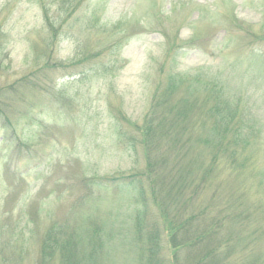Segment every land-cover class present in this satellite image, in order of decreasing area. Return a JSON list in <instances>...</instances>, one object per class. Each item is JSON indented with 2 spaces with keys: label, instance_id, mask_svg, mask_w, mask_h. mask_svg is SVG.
Instances as JSON below:
<instances>
[{
  "label": "rangeland",
  "instance_id": "obj_1",
  "mask_svg": "<svg viewBox=\"0 0 264 264\" xmlns=\"http://www.w3.org/2000/svg\"><path fill=\"white\" fill-rule=\"evenodd\" d=\"M55 2L0 0L6 54L0 58V90L35 70V47L42 48L47 35L42 5L54 16ZM57 40L56 59L72 69L48 70L50 86L35 92L40 106L12 100L7 115L13 125L0 128V264H39L49 229L77 242L78 264H173L166 218L150 200L137 198L140 188L115 193L95 184L145 170L140 144L119 146L117 120L123 115L130 126L141 123L154 90L171 73L200 78L184 81L179 91L203 94L217 86L234 97L244 107L249 130L258 132L250 145L256 154L249 150L255 162L242 174L249 199L239 210H251L248 219L236 221L227 234V221L218 213L225 215L227 203V183L215 179L219 167L202 198L219 196L209 216L220 221L221 255L231 250L226 264H264V0H82ZM19 112L24 116L14 123ZM189 122L206 123L196 117ZM208 133L195 129L186 146L190 157L200 155L202 168L210 155L198 140ZM19 142L29 146L28 155L17 154ZM143 190L148 196L147 186ZM171 209L169 220L176 214ZM194 250L182 249L175 264H187ZM59 258L49 264H60Z\"/></svg>",
  "mask_w": 264,
  "mask_h": 264
},
{
  "label": "trees",
  "instance_id": "obj_2",
  "mask_svg": "<svg viewBox=\"0 0 264 264\" xmlns=\"http://www.w3.org/2000/svg\"><path fill=\"white\" fill-rule=\"evenodd\" d=\"M81 1L56 0L57 9L54 16L49 15V8L42 5L43 22L47 29L45 32L47 35L42 40L44 45L42 48L35 47L33 73L0 90V103L4 99L2 96L8 98L3 100V107L0 106V128L9 129L13 125L7 115L12 111V100L23 102L33 108L40 106L41 102L38 98L36 99L35 92L37 90H39L37 93L41 92L45 83L50 86L51 81L46 76L48 70L65 72L72 69V64L68 65L56 59V45L59 42L58 37L63 35L67 19ZM124 34V32L121 33L119 40ZM5 55L0 42V58ZM184 81L192 84L199 82L200 78L197 75L181 76L173 73L167 75L165 82L159 83L154 90L141 123H132L130 126L125 116L118 117L116 134L119 138L122 137L118 141L119 146L134 148L140 144L142 147L146 168L141 175L105 178L95 184L100 189H110L115 193L121 192L126 186L132 189L140 188L137 198L142 202L150 200L149 202L157 209V213L161 212L162 218H166L163 222L165 223L164 231L166 228L167 243L173 251V264L176 262L177 254L186 248L198 249L192 252L187 264H226L231 250L221 255V244L219 245L220 241L216 238L220 230V221L209 216L219 196L215 194L212 201L202 197L207 191L210 176L214 169L219 167L220 177L215 179L218 182L227 183V199H225L227 203L226 209L224 208L225 215L222 211L218 213L224 221H227V234H231L230 228L236 221L242 218L248 219L252 211L247 213L248 208L239 210L243 202L249 199V192L243 185L247 180L242 177V174H245L252 159L255 162V156L251 152L256 154V148L250 145L258 132L256 134L249 130L252 125L247 124L249 120L244 113V107L234 97L228 94L226 96L217 86H213L203 94L193 91L192 93L191 90L186 89L184 92L179 91ZM187 88L192 89L188 86ZM33 92L35 95L31 97L32 100L27 95L32 96ZM17 116L13 120L14 123L24 116V112H19ZM191 117L205 120L206 123L191 124L189 122ZM127 128H130L132 132H129ZM197 128L206 129L210 134L198 138L199 148L201 149L204 145L202 149L206 148L210 155L204 168L201 167L200 155L190 157L189 150L186 149L192 137V131ZM247 130H249L248 134H244ZM15 147L19 150L17 152L19 156H22L23 152L27 155L30 153L29 146L24 142L16 143ZM166 155L168 161H165ZM220 162H222L221 166H219ZM198 170L200 174L195 176ZM226 173L227 176H224ZM233 181L236 182L231 183ZM144 182L147 185H144ZM236 184H240L239 187L237 185L234 186L237 188H229ZM144 186H147L148 196L143 190ZM171 208H174L176 214L174 213L173 218L169 220L167 212L172 210ZM254 210L256 211L255 207ZM185 213L191 214L182 221L176 220L177 215ZM136 229L141 231V222L136 224ZM66 234L52 229L47 230L40 243L39 264H49L56 260V257H60V264H75L79 261L77 258L79 245L73 238H65ZM153 239L154 236H152V243ZM229 241L227 237V246L230 245ZM149 254L153 261L152 259H155L153 256L156 254L154 247L149 249Z\"/></svg>",
  "mask_w": 264,
  "mask_h": 264
}]
</instances>
